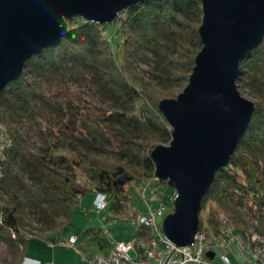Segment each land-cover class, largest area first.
I'll return each mask as SVG.
<instances>
[{"label": "trees", "instance_id": "1", "mask_svg": "<svg viewBox=\"0 0 264 264\" xmlns=\"http://www.w3.org/2000/svg\"><path fill=\"white\" fill-rule=\"evenodd\" d=\"M203 17L202 0L141 1L112 23L74 17L62 41L29 59L23 75L0 92V122L13 138L0 178V244L7 245L8 264H23L32 237L57 242L53 235L72 222L88 193H108L109 209L119 211L127 206L122 179L137 185L155 176L153 146L173 138L160 101L188 83L204 46ZM137 61L150 65L162 90ZM243 76L258 96L256 113L230 169L217 173L203 200L200 230L222 232L216 209L207 221L202 216L208 203H217L247 240L242 225L264 227V42L246 54L238 79ZM56 80L88 83L109 103L103 119L110 124L80 119L70 99L54 100L49 88ZM81 168L95 185L80 181ZM137 233L149 235V229L139 224ZM79 241L90 256L112 244L97 226L86 228Z\"/></svg>", "mask_w": 264, "mask_h": 264}, {"label": "water", "instance_id": "2", "mask_svg": "<svg viewBox=\"0 0 264 264\" xmlns=\"http://www.w3.org/2000/svg\"><path fill=\"white\" fill-rule=\"evenodd\" d=\"M141 1L0 0V92L23 75L29 59L62 41L69 20L112 23ZM202 1L204 46L185 90L160 101L173 138L152 151L156 176L177 190L164 231L182 247L195 242L203 200L217 173L230 169L254 119L257 102L242 95L237 81L246 54L264 42V0Z\"/></svg>", "mask_w": 264, "mask_h": 264}, {"label": "rangeland", "instance_id": "3", "mask_svg": "<svg viewBox=\"0 0 264 264\" xmlns=\"http://www.w3.org/2000/svg\"><path fill=\"white\" fill-rule=\"evenodd\" d=\"M136 65L141 73H146V76L152 81L154 87L162 90V88L158 85L157 80L153 77L152 73L148 72L152 71V68L147 62L137 61ZM189 82L190 79L187 84L174 88V96L168 98H176L181 92L185 90ZM237 83L238 88L243 96L254 101L258 100V96L254 93L253 87L249 83H247L246 77L243 76L242 78L238 79ZM49 93L52 95L54 100L70 99L74 106L80 107V119H86L90 123L98 122L97 124L102 125L103 127H106L107 124H110L108 121H104L103 119L104 110L105 108H107V106H109V103L106 102L100 94L96 93L95 90L85 81L70 80L68 82H65L56 80L53 84H51ZM1 123L4 124L3 122ZM33 141L38 145L42 144V140H37L36 136H34ZM170 143L171 141H158L154 144L153 149H155L158 144L168 145ZM71 155L76 156V153H71ZM78 172L79 179L80 181H82V183H87L91 186L95 185V183L85 173L83 168L79 169ZM121 184L124 187V201L126 203L129 201V204H135V202L138 203V201L133 198L135 192H132L135 188V182L132 181V179L126 178L121 180ZM162 186L168 193L177 195V190L175 189V187H173V185H171L170 182H164ZM131 189L133 190L131 191ZM95 195L96 194L94 192H90L86 196H84L81 204L75 212L72 222L66 224L59 232H55V234L53 235V238L58 239L57 242H53L51 239L32 237L29 241L26 257L23 264H41L49 262L53 264H88L83 253L79 252L78 249L74 246L64 244V242L67 241L71 237V235L81 237L85 229L91 226L104 227L105 230L107 229V227L110 228L111 231L114 232L113 235L108 236L112 241L120 239H133L134 235L137 233L139 224H130L129 221H125V219L121 218L122 215L123 218H126L127 216L129 217V214L127 213V211L129 210V206H125V208H122L119 211L107 209L98 212L94 206ZM213 208L216 209V214L218 215V220L222 228V223L224 222V218H222V215H226L229 221L230 218L228 213L224 209H222L219 204L212 202L208 203L207 207L202 212V216L204 217V220L207 221V217ZM107 214H110L115 218H119L118 221L115 222V224H111V221H105V216ZM160 221L164 223L163 218H160ZM232 227L234 228V226ZM240 231H245L248 236L247 240L243 235H238V239L231 245V247L221 248L218 250V257L221 255V253L226 252L234 261L243 262L246 256L249 255L248 251L244 250L242 247V243L245 242V240L247 241L245 243L246 245L251 244L250 248L252 250H255L257 249V247L261 246L259 240L254 239V235L257 234L256 231L264 234V227L262 228V231H259L253 228L252 224H247V226L242 225L240 227ZM32 232L42 233L44 231L34 229ZM44 233L47 234L49 233V231H45ZM257 235L260 236V234ZM77 245L83 250V243L81 241H79V244ZM10 259L11 256L7 249V245L5 243H1L0 264H8ZM218 260H220V258H218Z\"/></svg>", "mask_w": 264, "mask_h": 264}, {"label": "built area", "instance_id": "4", "mask_svg": "<svg viewBox=\"0 0 264 264\" xmlns=\"http://www.w3.org/2000/svg\"><path fill=\"white\" fill-rule=\"evenodd\" d=\"M12 144L13 138L8 127L0 122V178L3 176L7 150ZM163 183L164 181H161L155 174L154 177L135 185L132 192H135L133 198L138 203L129 204V201L127 203L123 201L125 205L129 206L127 211L129 216L133 219L137 218L138 224L145 225L149 229V235L136 233L131 240H113L108 252L97 253L92 256L78 247V236H71L64 244L76 247L78 251L83 253L88 264H264V234L257 231L256 233L260 236L255 234L254 239L259 240L261 246L252 250L251 244L246 245L247 241L245 240L242 247L248 251L249 255L243 262L234 261L226 252L221 253L218 257L219 249L231 247L239 237L224 214L222 215L224 222L220 234L210 235L207 230H199L192 245L177 246L166 235L163 222L160 221V218L164 220L165 216L173 212L176 197L175 194H170L164 190ZM95 194V209L98 212L109 209V194L101 191H96ZM118 219L110 214L105 216V221H111V224H115ZM105 234L109 236L113 235L114 232L107 227ZM211 253H214V257L211 256Z\"/></svg>", "mask_w": 264, "mask_h": 264}, {"label": "crops", "instance_id": "5", "mask_svg": "<svg viewBox=\"0 0 264 264\" xmlns=\"http://www.w3.org/2000/svg\"><path fill=\"white\" fill-rule=\"evenodd\" d=\"M71 236H73V235H71ZM76 236V235H75ZM79 237V236H78ZM80 252V251H79Z\"/></svg>", "mask_w": 264, "mask_h": 264}, {"label": "bare ground", "instance_id": "6", "mask_svg": "<svg viewBox=\"0 0 264 264\" xmlns=\"http://www.w3.org/2000/svg\"><path fill=\"white\" fill-rule=\"evenodd\" d=\"M9 130V129H8Z\"/></svg>", "mask_w": 264, "mask_h": 264}]
</instances>
